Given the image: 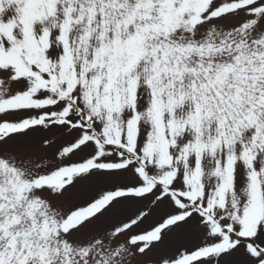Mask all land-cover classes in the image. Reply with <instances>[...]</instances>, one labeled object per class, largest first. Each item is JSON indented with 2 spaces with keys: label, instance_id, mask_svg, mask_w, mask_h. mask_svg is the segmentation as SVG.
<instances>
[{
  "label": "snow or ice",
  "instance_id": "snow-or-ice-1",
  "mask_svg": "<svg viewBox=\"0 0 264 264\" xmlns=\"http://www.w3.org/2000/svg\"><path fill=\"white\" fill-rule=\"evenodd\" d=\"M0 264H264V0H0Z\"/></svg>",
  "mask_w": 264,
  "mask_h": 264
}]
</instances>
